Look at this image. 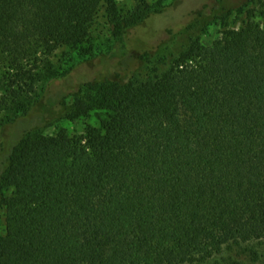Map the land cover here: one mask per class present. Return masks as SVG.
<instances>
[{
  "label": "trees",
  "instance_id": "obj_1",
  "mask_svg": "<svg viewBox=\"0 0 264 264\" xmlns=\"http://www.w3.org/2000/svg\"><path fill=\"white\" fill-rule=\"evenodd\" d=\"M133 1L0 0V264H264V2L228 29L234 11L204 0L132 53L129 31L172 6ZM102 10L118 61L60 102L98 126L43 135L46 88L75 66L44 67Z\"/></svg>",
  "mask_w": 264,
  "mask_h": 264
},
{
  "label": "rangeland",
  "instance_id": "obj_2",
  "mask_svg": "<svg viewBox=\"0 0 264 264\" xmlns=\"http://www.w3.org/2000/svg\"><path fill=\"white\" fill-rule=\"evenodd\" d=\"M156 1L158 0L152 2ZM262 1L264 2V0ZM116 2L122 11L130 10L134 6L133 0H116ZM169 2L172 3V6L162 14L150 17L146 20V23L129 31L127 48L130 52H142L155 46L164 35V31H160V34H158V29L162 27L164 30L182 27L188 22L190 13L199 8L204 0H166L164 3ZM224 2L225 6L234 11L227 20L228 29L237 28L244 19V15L238 14L240 6L245 10L255 7L249 0H224ZM220 25V22H214L209 25L204 34L200 35L201 42L204 45H213L217 41L220 37L219 33L223 29ZM176 41V45L184 42L180 39H176ZM168 48L173 52L178 47L171 44ZM90 54L92 56L94 54L95 58L87 57ZM118 57V47L110 38L109 24L102 10L92 31L90 43L85 44L82 48L57 50L50 57L48 65L44 67V77H57L65 73L70 67L75 66L67 77L52 82L46 88V92L37 108L38 112L43 113L45 119V123L41 126L43 135L51 136L59 131H64L70 136H79L83 133L85 126H98L95 112H92L88 119H72L69 116L70 112H68L72 105V97L67 95L75 91L80 83L92 80L97 74H106L108 71H112V65L118 61ZM84 60L86 62L82 63ZM63 99L68 106L66 113L60 110V102ZM12 132V128H7L3 133V138L6 135L10 137Z\"/></svg>",
  "mask_w": 264,
  "mask_h": 264
}]
</instances>
